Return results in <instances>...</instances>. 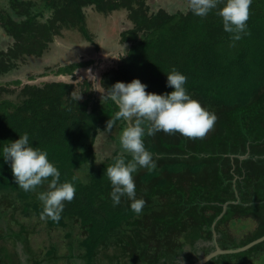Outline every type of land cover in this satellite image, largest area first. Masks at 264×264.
Here are the masks:
<instances>
[{
    "label": "trees",
    "instance_id": "trees-1",
    "mask_svg": "<svg viewBox=\"0 0 264 264\" xmlns=\"http://www.w3.org/2000/svg\"><path fill=\"white\" fill-rule=\"evenodd\" d=\"M7 1L10 12L0 9V28L14 43L0 50V78L20 62L43 57L64 30L78 31L92 42L85 13L89 7L105 16L125 10L133 27L121 33V43L128 48L119 66L101 77L102 98L95 96L89 81L84 82L83 99L77 85L65 82L39 86L15 80L0 86V149L29 134L33 146L46 150L59 169L60 183L76 177L77 189L58 223L42 219L38 194L48 190L47 182L35 192L18 188L0 152V219L10 215V223L19 228L9 237L0 233V264L20 260L17 252L4 248L12 241L23 245L28 264L63 259L54 248L32 250L31 236L39 226L48 234L65 231L66 238L74 237L68 258L82 264H194L216 250L213 224L229 202L238 204L229 205L216 226L223 250L242 248L264 236V0H253L250 35L237 42L224 31L217 10L201 18L189 10L152 12L147 0ZM89 64L59 67L54 75L75 77ZM173 69L187 77L188 93L214 112L217 121L204 139L163 132L145 137L157 167L152 172L140 168L135 174L137 198L146 201L137 215L131 201L122 198L114 207L110 198L106 169L121 155L120 144L112 156L97 161V141L110 133L109 120L111 133L127 127L114 120L118 108L103 97L115 83L134 79L150 93H170L174 89L166 86L167 74ZM12 86L16 88L10 90ZM5 94L17 95V101L4 99ZM111 140L119 142L114 136ZM247 154L245 160L237 158ZM124 158L131 160L126 153ZM244 222L247 231L236 237L233 228ZM74 229L80 233L74 235ZM263 259L264 243L208 264H261Z\"/></svg>",
    "mask_w": 264,
    "mask_h": 264
},
{
    "label": "clouds",
    "instance_id": "clouds-1",
    "mask_svg": "<svg viewBox=\"0 0 264 264\" xmlns=\"http://www.w3.org/2000/svg\"><path fill=\"white\" fill-rule=\"evenodd\" d=\"M253 0H188V10L195 16L206 18L213 10L222 18L223 29L232 34L234 42L250 35L247 22ZM223 5V7H220ZM187 77L176 69L167 74L170 93L157 94L147 91V85L140 79L130 83L117 82L107 90L103 99L113 102L118 111L114 120L127 124L120 135L122 150L114 163L107 167V178L111 183L110 198L113 206H120L122 198L131 201L130 208L141 215L146 205L143 198H137L135 174L140 168L152 172L157 164L153 153L147 150L146 136L158 132L196 140L204 139L217 121L214 112L193 99L186 89ZM113 121L109 120L107 132H111ZM106 134V133H105ZM2 158L10 163L14 181L25 192H35L47 182L48 190L40 192L42 202L41 218L59 222L65 202H71L76 195V177L60 183L61 173L48 158V153L30 142L29 134L20 135L16 141L2 146ZM131 160H126L124 154Z\"/></svg>",
    "mask_w": 264,
    "mask_h": 264
},
{
    "label": "rangeland",
    "instance_id": "rangeland-1",
    "mask_svg": "<svg viewBox=\"0 0 264 264\" xmlns=\"http://www.w3.org/2000/svg\"><path fill=\"white\" fill-rule=\"evenodd\" d=\"M147 4L151 7L152 12L165 9L170 13H176L178 11L185 13L188 10V0H147ZM0 9H6L10 12L9 2L7 0H0ZM85 13L87 16V27L93 38L92 42L85 40L78 31L64 30L61 36L55 38L50 49L43 57H31L25 62H20L17 69L0 78V86H7L15 80H20L23 82V85L32 84L39 86L47 82H65L77 85L76 93L80 99H83L86 97L83 94L85 92L84 82L89 81L93 85L92 91L96 93L95 96L97 98H102L105 91L100 83L101 77L106 72L117 69L119 66L121 58L126 54L128 48V46L121 43V33L131 29L133 24L128 19V13L125 10L105 16L97 13L94 8L89 7L85 9ZM13 43V40L0 28V50H7ZM78 62H89L91 64L79 69L75 77L54 75V72H56L59 67ZM13 88H16V86L10 87V90ZM19 90L20 88H18V91ZM3 97L4 99L17 101V95L15 94H5ZM120 133V129L117 128L112 133L103 134L98 138L96 145L98 162L105 161L108 157L113 155L117 148V143L119 142H116L117 140L112 141L111 136L119 139ZM19 218L21 217L19 216L18 220ZM10 222V215H6V217L4 216L0 219V233L3 232L5 233L3 235L8 237L12 235V232L15 233L19 230L18 223L13 224V222ZM245 223L246 222L240 223L238 228H233V234L236 237L241 236L247 231V229H244ZM79 233L80 231L78 229H74V235H78ZM66 235L67 232L65 231H55L48 234L45 232L43 226H39L37 232L31 236L32 250L41 253L42 251L48 252L50 249L52 250V248H54L58 250V256H63V259L53 264H82V261L75 259L69 260V246L74 237L68 239ZM77 246L75 242L74 250L78 249ZM4 248H9L11 253L14 251L19 253L22 252L24 255L23 259H25L26 250L20 243L16 245H14V241L9 242L7 245L5 243ZM261 264H264V259Z\"/></svg>",
    "mask_w": 264,
    "mask_h": 264
},
{
    "label": "water",
    "instance_id": "water-1",
    "mask_svg": "<svg viewBox=\"0 0 264 264\" xmlns=\"http://www.w3.org/2000/svg\"><path fill=\"white\" fill-rule=\"evenodd\" d=\"M249 156V154H247L246 156H239L237 158H239L240 160H245L247 159ZM236 157L233 156L232 159H235ZM231 204H238V202H229L227 204L224 205L223 207V213L221 214V216L216 220V222L213 224V234H214V244L216 246V250L214 252H212L211 254H209L208 256L202 258L201 260H199L198 262L194 263V264H208L210 263L212 260H214L215 258L219 257V256H225V255H235V254H241L244 252H247L249 250H251L252 248L256 247L257 245H260L262 243H264V236L242 248H238V249H232V250H223L219 244H218V234L216 231V226L219 220H221L223 218V216L225 215V213L227 212V209L229 207V205Z\"/></svg>",
    "mask_w": 264,
    "mask_h": 264
},
{
    "label": "flooded vegetation",
    "instance_id": "flooded-vegetation-1",
    "mask_svg": "<svg viewBox=\"0 0 264 264\" xmlns=\"http://www.w3.org/2000/svg\"><path fill=\"white\" fill-rule=\"evenodd\" d=\"M17 253L19 254V259L21 260V264H28L27 263V255L25 254V259H23V257H24L23 253L22 252L21 253L17 252ZM20 260H18V262L16 264H20Z\"/></svg>",
    "mask_w": 264,
    "mask_h": 264
}]
</instances>
